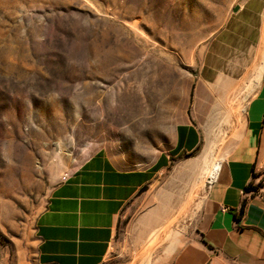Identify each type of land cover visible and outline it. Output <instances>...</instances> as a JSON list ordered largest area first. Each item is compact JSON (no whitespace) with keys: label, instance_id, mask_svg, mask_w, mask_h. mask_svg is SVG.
Here are the masks:
<instances>
[{"label":"rangeland","instance_id":"374dc122","mask_svg":"<svg viewBox=\"0 0 264 264\" xmlns=\"http://www.w3.org/2000/svg\"><path fill=\"white\" fill-rule=\"evenodd\" d=\"M258 1L235 16L238 0H0V264H36L52 189L100 149L130 168L167 156L120 211L100 264H143L156 230L148 264L188 240L213 177L204 146L225 160L260 90ZM179 125L199 142L169 156Z\"/></svg>","mask_w":264,"mask_h":264},{"label":"crops","instance_id":"0c3cea01","mask_svg":"<svg viewBox=\"0 0 264 264\" xmlns=\"http://www.w3.org/2000/svg\"><path fill=\"white\" fill-rule=\"evenodd\" d=\"M242 11L243 6L234 15ZM245 11L254 14L249 8ZM260 16L263 20V9ZM233 58L236 63L246 61L239 56ZM261 84L246 107L242 138L209 182L193 233L158 264H264V195L259 198L245 191L256 178L264 184V173L258 171L264 158V79ZM178 127L192 129L196 135L194 146L184 140L178 152L194 150L199 142L195 129ZM177 128L169 156L179 142ZM166 163L167 156L160 155L150 167L130 168L104 149L84 159L66 181L52 189L37 217L36 264H100L120 211L148 187Z\"/></svg>","mask_w":264,"mask_h":264},{"label":"bare ground","instance_id":"6f19581e","mask_svg":"<svg viewBox=\"0 0 264 264\" xmlns=\"http://www.w3.org/2000/svg\"><path fill=\"white\" fill-rule=\"evenodd\" d=\"M263 73H264V64L261 65L259 68L256 69L255 74L253 75V82L255 83V85L259 88L261 86V82L263 79ZM250 89V88H249ZM253 90V88H252ZM251 91V90H250ZM249 92V91H248ZM250 94V93H249ZM244 101V100H243ZM243 105V103H241ZM240 104V105H241ZM241 105V106H242ZM240 107V106H239ZM246 107V106H245ZM245 107L244 105L242 106V108L240 109V113L245 111ZM228 116V115H226ZM233 117V116H232ZM224 119H226L224 117ZM229 119V118H228ZM225 122V121H224ZM223 122V124H224ZM227 124V123H225ZM221 129V128H220ZM221 132V130H220ZM215 133V132H214ZM213 133V134H214ZM215 136V135H214ZM221 139H223V136ZM216 138V137H215ZM213 139V138H212ZM220 139V138H219ZM210 141V140H209ZM207 140V143L204 146L203 152L201 154L202 156V167H201V172L202 171H206L204 175H209L212 174L213 176L216 174V172L218 171V168L220 166V163H217L215 161L216 158V154L215 151L217 152V150L215 149V144L212 142H209ZM216 142V141H215ZM220 143V142H219ZM218 149V148H217ZM204 175L202 176V178L204 177ZM200 177V176H199ZM201 178V179H202ZM205 178V177H204ZM197 183V181H196ZM198 188V187H197ZM170 231V230H169ZM158 232L159 230L154 231L153 233H151V235L149 236L148 240L146 241V245L144 247V252L142 253V263L143 264H148L149 261V256H150V252L153 248V245H156L157 243L156 240L158 239ZM159 242V241H158Z\"/></svg>","mask_w":264,"mask_h":264},{"label":"trees","instance_id":"16d2710c","mask_svg":"<svg viewBox=\"0 0 264 264\" xmlns=\"http://www.w3.org/2000/svg\"><path fill=\"white\" fill-rule=\"evenodd\" d=\"M177 130H178L179 142L175 150L172 151L171 153L172 155L176 154L182 148V143L184 142V140L190 146H194L196 144V135L192 129L187 130L185 127H178ZM157 168L158 166L154 168L153 171H155ZM250 189L252 188L250 185H248L245 191H249ZM242 212H243V206L241 207L239 213L242 214Z\"/></svg>","mask_w":264,"mask_h":264},{"label":"built area","instance_id":"2783aa9c","mask_svg":"<svg viewBox=\"0 0 264 264\" xmlns=\"http://www.w3.org/2000/svg\"><path fill=\"white\" fill-rule=\"evenodd\" d=\"M245 1L247 0H238V8H241ZM258 171L259 173H264V158L261 159V168L258 169ZM68 176L69 175L63 176L61 181H66ZM250 186L252 189L249 190V194L262 198V196L264 195V184H262L261 180L258 181V179L256 178V181L252 182Z\"/></svg>","mask_w":264,"mask_h":264},{"label":"water","instance_id":"95a60500","mask_svg":"<svg viewBox=\"0 0 264 264\" xmlns=\"http://www.w3.org/2000/svg\"><path fill=\"white\" fill-rule=\"evenodd\" d=\"M238 7H235L234 9H233V12H237L238 11Z\"/></svg>","mask_w":264,"mask_h":264}]
</instances>
